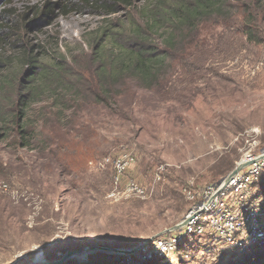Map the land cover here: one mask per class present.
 Here are the masks:
<instances>
[{
	"label": "rangeland",
	"instance_id": "rangeland-1",
	"mask_svg": "<svg viewBox=\"0 0 264 264\" xmlns=\"http://www.w3.org/2000/svg\"><path fill=\"white\" fill-rule=\"evenodd\" d=\"M47 3L57 4L42 16ZM127 14L122 7L110 19ZM108 18L78 0H0V264H51L84 246L150 240L189 214L190 181L197 191L216 184L237 168L248 141L264 145V21L256 42L237 28L204 25L186 49L195 73L177 67L165 89L117 86L111 108L76 94L61 106L39 89L22 137L16 92L32 63L67 57L89 67ZM125 153L136 160L127 176L147 193L113 202L112 166L101 162ZM256 190L264 195V180ZM263 245L230 247L204 235L168 258L97 251L65 264H264Z\"/></svg>",
	"mask_w": 264,
	"mask_h": 264
},
{
	"label": "trees",
	"instance_id": "trees-1",
	"mask_svg": "<svg viewBox=\"0 0 264 264\" xmlns=\"http://www.w3.org/2000/svg\"><path fill=\"white\" fill-rule=\"evenodd\" d=\"M78 1L109 21L96 35L89 67L67 57L45 65L32 63L30 80L27 84L21 81L16 92L20 107L16 124L22 137L28 135L25 108L38 99L39 89L53 93L61 106L76 94L93 105L111 108L117 86L132 81L147 90L165 89L173 85L177 67L195 73V57L186 49L196 46L204 25L237 28L250 42H256L255 28L264 21V0H147L141 6L136 0ZM56 4L47 3L41 15L51 14ZM60 6L66 14L67 9ZM122 7L128 14L110 19Z\"/></svg>",
	"mask_w": 264,
	"mask_h": 264
},
{
	"label": "built area",
	"instance_id": "built-area-1",
	"mask_svg": "<svg viewBox=\"0 0 264 264\" xmlns=\"http://www.w3.org/2000/svg\"><path fill=\"white\" fill-rule=\"evenodd\" d=\"M248 144L239 163L247 165L229 179L225 187L221 180L220 184L197 191L195 182L190 181L189 188L184 191L192 205L186 216L190 218L189 224L171 234L156 236L142 246L139 251L144 258H168L190 236L209 235L230 247L264 244V195L256 194L264 180V145L260 146L255 140ZM135 163L134 156L127 153L101 162L103 167L112 166V189L108 193L111 201L146 195V187L127 176Z\"/></svg>",
	"mask_w": 264,
	"mask_h": 264
},
{
	"label": "water",
	"instance_id": "water-1",
	"mask_svg": "<svg viewBox=\"0 0 264 264\" xmlns=\"http://www.w3.org/2000/svg\"><path fill=\"white\" fill-rule=\"evenodd\" d=\"M246 165H247L246 163L239 164L236 169H234L232 172H230L225 177V179L222 180L223 181L222 187H225L226 184L229 182V179H231L236 173L241 171ZM189 221H190V218L189 219L185 218L178 225H176L175 227H172L171 230H168V231H166V232H164L162 234H159L157 236H160V235H163V234H171V232H175V231L181 230L186 225L189 224ZM153 238L150 239V240L144 241V242L137 243L133 247H129V248H114V249H111L109 247L97 245V246H84V247H81L79 250H68L63 255H61L59 259H57L56 261H54L51 264H65L71 258H76L79 262H81V260H79V256L80 255H87V257H88V255L90 253H97V251L108 252L110 254H115V255L117 254V255H124V256L135 255V253L138 252L139 249L142 246H144L145 244H148L151 240H153ZM86 261H82V262H86ZM142 262H138V263L136 262L135 264H141Z\"/></svg>",
	"mask_w": 264,
	"mask_h": 264
},
{
	"label": "bare ground",
	"instance_id": "bare-ground-1",
	"mask_svg": "<svg viewBox=\"0 0 264 264\" xmlns=\"http://www.w3.org/2000/svg\"><path fill=\"white\" fill-rule=\"evenodd\" d=\"M85 256H86V255H85ZM85 256H84V255H80V256H79V259L82 258V260H83ZM36 259L38 260V262H39V261H40V262L45 261L44 258H43V255H42V254H38V256H37Z\"/></svg>",
	"mask_w": 264,
	"mask_h": 264
}]
</instances>
